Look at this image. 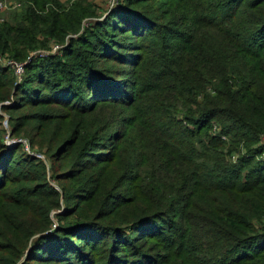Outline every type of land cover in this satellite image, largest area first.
<instances>
[{
    "label": "trees",
    "instance_id": "trees-1",
    "mask_svg": "<svg viewBox=\"0 0 264 264\" xmlns=\"http://www.w3.org/2000/svg\"><path fill=\"white\" fill-rule=\"evenodd\" d=\"M18 1L0 56L24 72L0 65V104L28 149L0 117V264H264V0L153 18L156 0H114L101 21L87 0ZM232 136L262 142L246 175L219 160Z\"/></svg>",
    "mask_w": 264,
    "mask_h": 264
},
{
    "label": "rangeland",
    "instance_id": "rangeland-1",
    "mask_svg": "<svg viewBox=\"0 0 264 264\" xmlns=\"http://www.w3.org/2000/svg\"><path fill=\"white\" fill-rule=\"evenodd\" d=\"M0 1H3V2H9V1H13V2H16L18 4H20V2L18 0H0ZM75 1H78V0H61L62 4H64L65 6L66 5H69V4H72L74 3ZM88 2H90L91 4H93L94 8H96V13H97V16H99V18H92L94 21L96 20H102L105 15L112 9V7L115 5V1L114 0H87ZM170 0H156L155 3L153 4L152 6V10L154 11V13L150 16V17H162V16H165L170 9H173L171 6H168L170 4ZM150 6H151V3H149ZM22 9V8H21ZM20 9V11H21ZM175 10V9H173ZM19 11V12H20ZM23 13V10L20 12V13H9V12H0V22L5 18V20L7 19V17L9 15H17L19 16L20 14ZM178 13L180 15V18L178 19V21H186V20H191L193 16V14H183L180 10H178ZM188 16V17H187ZM166 17V16H165ZM92 19H87L84 21L83 25L84 27H86L88 25V21L92 20ZM157 24H166L165 21H158ZM166 26H169L170 28L172 27V25H169V24H166ZM194 28V27H193ZM180 30V28H179ZM263 38V37H262ZM132 40L131 38L129 39V41ZM61 47V45H60ZM59 47V48H60ZM58 47H54L52 49V52H55L53 50L55 49H59ZM264 50V49H263ZM264 52V51H263ZM48 54L47 51H43V50H40V51H37L35 52V54ZM50 53V52H49ZM34 55V54H33ZM8 60H11V59H8ZM17 64H23V62H18V61H15ZM261 63H263L262 65L259 66L256 65L255 67L252 66V68L254 69V71H250L249 74H250V77H256L257 78V86L262 88L264 87V58L262 59ZM9 70V69H8ZM10 72H12V74L15 76L13 70H9ZM23 72H24V67H23ZM23 74V73H22ZM22 74L19 78H16V80L19 82L21 77H22ZM236 90H238L240 92L239 96L240 98L244 95V94H247L248 91L247 90H244V89H240V87H236ZM257 95H262L264 97V95L262 93H257ZM251 99H256V93L254 95H250ZM2 106H5V107H11L13 106V102L11 103L10 101L8 102H4V103H1L0 104V117H1V125H2V130H3V134H4V137H5V143L6 145L8 146H12L13 144H17V142L19 143H22V145L24 144V148L26 147L28 149V146H27V143L25 140L23 139H19L18 137H10V129H11V126H12V122H10V116L13 115V118L15 119L16 116L22 114V113H14L12 111H5L3 110ZM41 110H46L45 107H39L38 109L35 110V112H42ZM211 133L213 135V133L217 134V130H218V126H217V122L214 121L212 124H211ZM235 143H232L230 141H234L233 139V136L232 137H229L228 139L226 138H221L225 144H223L222 146L219 147L218 149V152H220L221 156L224 154L226 155L223 159V156L219 157L220 159V162L222 160H225L226 163H228L230 165V167H235V168H243L242 170V175H246L249 171L250 168L254 167L256 165V163H261V161L258 160V156H253V151H256L257 149H261L259 148L260 144H262V142H260L259 140H257V137L256 139L247 144L248 147H246L239 139V137H235ZM261 138V136H260ZM36 157L40 158L43 162L46 163V160L45 158L39 154V153H36ZM52 184V183H51ZM54 188H56V186L54 184H52ZM61 213V212H60ZM195 213V212H194ZM194 213H192L194 215ZM197 214V213H195ZM202 216V215H200ZM191 220L194 221V219L191 218ZM191 220H187V224L191 225ZM54 222L53 223H56L55 220H53ZM192 226V225H191ZM196 228V225L191 227V234L192 236L193 235H197V231L195 230ZM192 230H193V233H192ZM195 232V233H194ZM102 261H100L98 264H101ZM197 264H201V262H196ZM203 264H210V262H204Z\"/></svg>",
    "mask_w": 264,
    "mask_h": 264
},
{
    "label": "built area",
    "instance_id": "built-area-1",
    "mask_svg": "<svg viewBox=\"0 0 264 264\" xmlns=\"http://www.w3.org/2000/svg\"><path fill=\"white\" fill-rule=\"evenodd\" d=\"M16 8H18V4H16L13 1H9V2L0 1V12H7L9 10L16 9ZM0 65L13 70L17 78H19L21 74L23 73L24 64H17L15 61L4 59L1 56H0Z\"/></svg>",
    "mask_w": 264,
    "mask_h": 264
},
{
    "label": "water",
    "instance_id": "water-1",
    "mask_svg": "<svg viewBox=\"0 0 264 264\" xmlns=\"http://www.w3.org/2000/svg\"><path fill=\"white\" fill-rule=\"evenodd\" d=\"M17 143H19V142H17Z\"/></svg>",
    "mask_w": 264,
    "mask_h": 264
}]
</instances>
